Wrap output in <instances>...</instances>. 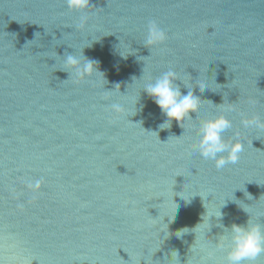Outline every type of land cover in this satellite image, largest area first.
Instances as JSON below:
<instances>
[{
  "label": "water",
  "instance_id": "obj_1",
  "mask_svg": "<svg viewBox=\"0 0 264 264\" xmlns=\"http://www.w3.org/2000/svg\"><path fill=\"white\" fill-rule=\"evenodd\" d=\"M150 22L167 39L146 47ZM82 52L104 75L63 71ZM170 70L201 101L161 129L143 88ZM221 112L244 148L217 169L192 146ZM253 117L264 0H0V264H226L231 225H264V128L241 123Z\"/></svg>",
  "mask_w": 264,
  "mask_h": 264
},
{
  "label": "clouds",
  "instance_id": "obj_2",
  "mask_svg": "<svg viewBox=\"0 0 264 264\" xmlns=\"http://www.w3.org/2000/svg\"><path fill=\"white\" fill-rule=\"evenodd\" d=\"M66 4L70 11L86 12L91 5V0H66ZM81 20L83 22L84 17H82ZM166 39V33L160 29L155 22H150L145 46H155L156 44L163 43ZM82 56L83 60H81V56L76 53L64 54L63 61L65 69L67 70L63 71L68 72L69 77L75 76L82 80L90 78L98 73L103 74V72L99 70L98 60L85 57L83 52ZM121 56L122 58H127V56ZM177 80H179L177 74L170 70L147 83L143 88V91L160 108L162 114L167 117L160 125L161 129H167L163 127L165 124L169 125L170 128L173 120L182 128L184 122L191 118L190 113L197 112L200 106V98L187 86L186 88L188 91L186 94L182 93L180 86L175 83ZM198 88L203 92L207 86L200 84ZM113 107L117 111L120 110L119 105H113ZM142 107L141 105V110ZM241 123L246 128H264V121H261L259 117L243 119ZM231 127V120L228 119L223 112L199 122L197 128L199 140L192 147L198 151L199 155L204 159L214 161L217 169H222L228 164L238 163L240 154L243 151L244 143L240 140L238 134L234 141H227L224 138L223 134ZM37 186H39L38 182ZM180 197L183 199L182 196ZM188 203H190V201ZM175 204L176 208L169 219V223L175 221L179 211L180 205L177 203ZM243 210L248 213L245 209ZM220 218H222V212ZM186 229L188 228L185 227L178 230L176 232L178 235L176 236L178 238L182 237L185 233L189 232L186 231ZM229 232L230 244L226 252V264H252L259 255L264 253V225L253 223L249 219L246 225L232 224ZM218 246L223 247L224 245L220 242ZM174 252L179 258V252L176 250H174ZM209 255H211V253H209Z\"/></svg>",
  "mask_w": 264,
  "mask_h": 264
}]
</instances>
